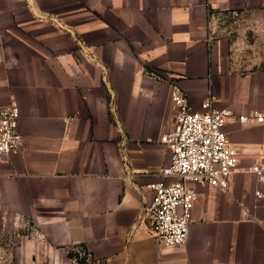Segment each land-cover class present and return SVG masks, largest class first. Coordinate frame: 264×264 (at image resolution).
<instances>
[{
	"label": "crops",
	"instance_id": "0c3cea01",
	"mask_svg": "<svg viewBox=\"0 0 264 264\" xmlns=\"http://www.w3.org/2000/svg\"><path fill=\"white\" fill-rule=\"evenodd\" d=\"M262 43L264 0H0V106L17 102L24 135L0 158V243L15 216L44 235L7 260L264 264ZM173 84L195 109L232 111L241 155L228 190L196 186L187 241L160 247L140 216L171 162Z\"/></svg>",
	"mask_w": 264,
	"mask_h": 264
},
{
	"label": "built area",
	"instance_id": "2783aa9c",
	"mask_svg": "<svg viewBox=\"0 0 264 264\" xmlns=\"http://www.w3.org/2000/svg\"><path fill=\"white\" fill-rule=\"evenodd\" d=\"M172 99L177 107L176 120L161 141L172 151L171 162L161 170L163 180L150 185L153 198L146 204L140 222L147 221L149 232L158 246H176L187 241L192 213L198 199L196 186L212 185L228 190L230 177L240 162V149L234 145L226 132V123L232 115L228 108H216L213 101L195 109L186 92L173 84ZM255 118L264 122V114L257 112ZM21 110L12 100L0 106V158L19 153L24 145L20 128ZM241 120H246L241 116ZM258 186L255 195L264 199V158L252 165ZM20 216L8 219L4 224V240L0 243V264L7 260V248H18L24 238L43 239L38 230L20 234L16 227ZM80 255L85 252L78 250Z\"/></svg>",
	"mask_w": 264,
	"mask_h": 264
},
{
	"label": "rangeland",
	"instance_id": "374dc122",
	"mask_svg": "<svg viewBox=\"0 0 264 264\" xmlns=\"http://www.w3.org/2000/svg\"><path fill=\"white\" fill-rule=\"evenodd\" d=\"M242 23V25H244V26H239V27H237L239 30H243V31H246L247 32V34H249L250 35V37H251V35H252V26H251V23H247V22H241ZM241 25V24H240ZM236 29V28H235ZM237 32V31H236ZM233 39H236V38H233ZM249 41H250V43H249V47H252L253 45L251 44V41H252V38H249ZM250 54H252V55H257V56H259V57H261V59L264 57V43H262L260 46H259V48H254V51L253 50H251V52H250ZM261 59H259V60H261ZM253 62H257L256 60H252V63ZM80 251H82V250H80ZM83 256H85V255H83Z\"/></svg>",
	"mask_w": 264,
	"mask_h": 264
}]
</instances>
